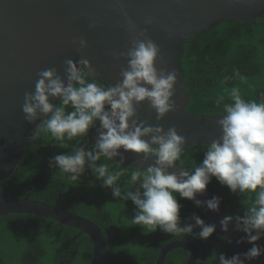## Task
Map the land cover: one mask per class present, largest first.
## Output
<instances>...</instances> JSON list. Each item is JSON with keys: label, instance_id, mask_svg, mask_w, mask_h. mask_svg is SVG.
Returning a JSON list of instances; mask_svg holds the SVG:
<instances>
[{"label": "clouds", "instance_id": "1", "mask_svg": "<svg viewBox=\"0 0 264 264\" xmlns=\"http://www.w3.org/2000/svg\"><path fill=\"white\" fill-rule=\"evenodd\" d=\"M123 15L128 31L136 35L126 51L111 54L115 60H126L120 80L115 86H101L95 69L82 57L64 61L63 77L55 68L39 71L34 92H25L21 106L27 122L39 120L31 139H38L42 132L48 133L63 148L65 140L87 137L89 129L98 124L97 137L91 146L77 143L70 152L52 157L49 166L67 174L72 181L89 170L101 181L102 188L111 190L114 199L133 203L131 224L151 232L159 230L205 241L212 236L216 225L196 213L181 222L182 205L175 194L197 208L218 212L219 197L197 199L213 178L233 194H254L242 215H226L219 221L222 232L227 233L232 224L235 231L244 234L237 243L246 242L251 247L230 257L217 253L216 249H212L211 255L218 264H246L258 259L264 255V246L257 243L264 237V99L245 100L238 87L227 90L229 102H225L223 95L219 96L216 105L221 107V118L216 124L220 136L206 146L201 162L189 169L179 166L178 172L169 171L181 160L185 137L178 135L175 126L167 130L160 125L146 126V122L136 118V109L147 102L157 121L176 111L178 105L172 97L177 73L156 68V61L162 59L160 47L148 37L147 29L137 32L127 12ZM146 23L150 24L151 20ZM73 44L80 48L87 46L83 38L74 39ZM234 75L239 76V72L234 71ZM230 79L224 77L225 81ZM52 99L58 103H51ZM124 152L142 154L141 162L150 157L155 159L145 170L134 168L130 173L131 187L122 192L118 181L123 169L113 172L108 163L98 161L102 157L106 161L119 157L118 163L122 165Z\"/></svg>", "mask_w": 264, "mask_h": 264}, {"label": "water", "instance_id": "2", "mask_svg": "<svg viewBox=\"0 0 264 264\" xmlns=\"http://www.w3.org/2000/svg\"><path fill=\"white\" fill-rule=\"evenodd\" d=\"M123 12L136 25V31L147 29V35L159 47L162 59L156 68L175 70L177 82L172 100L178 109L169 112L160 121L150 110L147 102L136 109L138 121L147 125H160L165 130L175 126L178 135L185 137L187 146L208 145L220 136L217 126L220 115L191 113L185 110L190 91L184 92L183 70L180 58L182 43L200 31L210 29L225 19L247 21L256 19L264 12V0H0V176L8 177L17 165L24 144L39 123L24 119L21 106L25 92H34L37 73L55 68L64 76L66 59L77 57L88 60L95 69L97 81L115 84L126 60H115L113 52L126 51L136 32H129ZM151 23H146V20ZM94 24V27H89ZM83 38L87 46L80 48L73 40ZM51 103L58 101L52 99ZM97 124L90 129L91 138L97 137ZM121 152L123 150L121 149ZM120 166L147 169L154 157L141 162L142 154L124 152ZM179 164L169 171H179ZM181 167V166H180ZM183 168V167H182ZM197 199L208 200L205 191ZM232 254L244 253L246 248L237 243L240 236L232 224L224 233L219 221L226 214L219 207L212 212L199 208ZM7 214H31L55 221L82 231L91 241V264H105V235L98 225L75 212L62 209L44 201L15 198L0 190V216ZM109 235V234H108ZM231 240V243L228 241ZM175 248L188 252L185 264H195L196 246L187 240L165 244L159 251L155 264H164L166 254ZM246 264H258L256 260Z\"/></svg>", "mask_w": 264, "mask_h": 264}, {"label": "trees", "instance_id": "3", "mask_svg": "<svg viewBox=\"0 0 264 264\" xmlns=\"http://www.w3.org/2000/svg\"><path fill=\"white\" fill-rule=\"evenodd\" d=\"M182 49L184 92L190 91L187 112L220 115L221 107L216 105V100L223 95L225 102H229L227 90L232 87H238L245 100L264 99V12L247 21L222 20L183 42ZM226 75L232 79L225 81ZM93 142L90 129L87 137L65 140L63 148L48 133L42 132L35 140L30 138L12 173L6 178L0 176L1 192L15 198L44 201L96 223L105 235V264H155L160 249L176 240H187L196 246L195 264H218L211 255L212 249L228 257L233 255L216 231L205 241L132 225L133 203L114 199L111 190L102 188L101 181L89 170L72 181L67 174L49 166V160L55 155L70 152L77 143L91 146ZM206 146L186 145L177 164L184 169L192 168L202 161ZM98 163H108L113 172L122 168L118 184L122 192L131 187L130 173L134 168L103 157ZM206 192L211 198H220L219 207L226 215H242L251 203L249 197L254 195L233 194L215 178L207 185ZM175 195L182 205V223L193 213L209 222L191 201ZM237 233L240 238L244 235ZM257 243L264 246V237ZM243 244L246 251L251 247L246 242ZM188 255L185 249H172L166 254L164 264H185ZM91 256L90 239L76 228L31 214L0 216V264H91ZM256 262L264 264V255Z\"/></svg>", "mask_w": 264, "mask_h": 264}]
</instances>
